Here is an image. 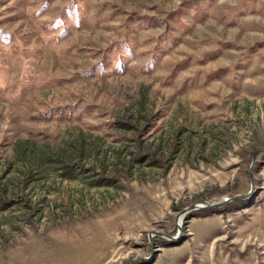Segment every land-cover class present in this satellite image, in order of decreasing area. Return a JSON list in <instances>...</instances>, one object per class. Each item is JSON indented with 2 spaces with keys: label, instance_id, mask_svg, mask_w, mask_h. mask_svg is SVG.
Instances as JSON below:
<instances>
[{
  "label": "rangeland",
  "instance_id": "1",
  "mask_svg": "<svg viewBox=\"0 0 264 264\" xmlns=\"http://www.w3.org/2000/svg\"><path fill=\"white\" fill-rule=\"evenodd\" d=\"M261 148L264 0H0V264H264Z\"/></svg>",
  "mask_w": 264,
  "mask_h": 264
},
{
  "label": "water",
  "instance_id": "2",
  "mask_svg": "<svg viewBox=\"0 0 264 264\" xmlns=\"http://www.w3.org/2000/svg\"><path fill=\"white\" fill-rule=\"evenodd\" d=\"M263 150H264V148H263ZM263 150H262V148L261 149H257V150H255L254 152H252V154H251V157H250V166L248 167V169H247V171H246V175H247V177H248V184H249V189H250V193L252 192V184H251V180H252V177H251V175H250V173H249V171H250V169H251V167L252 166H254V155L257 153V152H260V151H262L263 152ZM247 195H249V194H247ZM247 195H234V196H232L231 198H228V199H223L222 201H221V203H215V204H206V203H200V204H197V205H193V206H190V207H188V208H186V209H184V210H182L180 213H179V215L175 218V220H176V223H177V229H179V225H180V220H179V216L180 215H182V213H184V212H187V211H194V210H199V209H204V208H215V207H219L220 205H223V204H225V203H228V202H232V201H237V200H241V199H244V198H246L247 197ZM151 235H156L155 233L153 234H151ZM151 235H149V237L151 236ZM165 239H168V241L169 240H171V239H174V238H172V237H164Z\"/></svg>",
  "mask_w": 264,
  "mask_h": 264
}]
</instances>
